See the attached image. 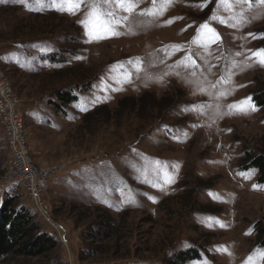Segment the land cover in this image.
<instances>
[{
	"label": "rangeland",
	"instance_id": "obj_1",
	"mask_svg": "<svg viewBox=\"0 0 264 264\" xmlns=\"http://www.w3.org/2000/svg\"><path fill=\"white\" fill-rule=\"evenodd\" d=\"M204 2L157 0L154 9L138 0L127 13L119 0H83L75 11L64 0H0V70L20 99L30 160L42 172L60 168L39 203L17 184L0 190L37 213L56 249L0 264H167L191 244L200 256L186 264H264V183L257 167L244 168L264 155V105L253 99L264 94L253 55L264 49V4ZM93 7L115 14L118 35H89L81 21ZM205 22L219 34L206 47L193 43ZM71 90L78 99L62 104L58 94ZM145 93L162 107L115 111ZM246 98L255 111L229 107ZM102 105L111 121H83ZM2 132L0 121V182L13 164ZM104 210L111 235L94 221Z\"/></svg>",
	"mask_w": 264,
	"mask_h": 264
},
{
	"label": "trees",
	"instance_id": "obj_2",
	"mask_svg": "<svg viewBox=\"0 0 264 264\" xmlns=\"http://www.w3.org/2000/svg\"><path fill=\"white\" fill-rule=\"evenodd\" d=\"M78 89L83 90L84 88L81 86V88ZM72 90L70 92L58 94V99L62 101V104H70L78 99ZM261 96V99L255 95L253 96V99L257 101L260 106L264 105V94ZM161 104L162 102L157 101L153 94L145 93L139 98L126 97L121 99L118 109L115 111H120V113L123 111L138 112L142 115L150 108L152 110H159V108L162 107ZM103 115H107V122L113 119L108 107L102 105L84 115L83 121L89 123L94 119L101 120L104 117ZM246 154L248 153L246 152ZM251 166L258 168L260 172L258 180L260 183H264V155L249 156L247 163L244 164V168H249ZM186 193L189 198L193 190L187 191ZM18 198V196L11 194H6L3 198L0 196V261H5L11 257L50 258L57 247L58 240L53 234L43 229L42 222L33 209L18 203ZM94 221L100 229L105 228L107 235H111V232L117 229L114 218L110 216L106 210L103 212L99 211L94 217ZM260 231L262 233L260 244L264 246V228L261 227ZM100 233L105 234V232ZM104 237L106 239L108 236ZM199 256L197 245L191 244L190 247L175 251L170 256L166 257L165 262L167 264H186L191 261V258Z\"/></svg>",
	"mask_w": 264,
	"mask_h": 264
},
{
	"label": "built area",
	"instance_id": "obj_3",
	"mask_svg": "<svg viewBox=\"0 0 264 264\" xmlns=\"http://www.w3.org/2000/svg\"><path fill=\"white\" fill-rule=\"evenodd\" d=\"M19 104L20 99L12 92L10 82L0 70V121L3 126L1 138L12 155L13 163L10 176L0 182V190L17 184L39 203L42 201V193L48 188L49 180L60 168L42 172L30 160L24 118L17 109Z\"/></svg>",
	"mask_w": 264,
	"mask_h": 264
},
{
	"label": "snow or ice",
	"instance_id": "obj_4",
	"mask_svg": "<svg viewBox=\"0 0 264 264\" xmlns=\"http://www.w3.org/2000/svg\"><path fill=\"white\" fill-rule=\"evenodd\" d=\"M21 2H25V0H21ZM39 2V0H38ZM64 2L67 4V10L68 11H75L77 8L80 7L81 3L83 2V0H64ZM172 2V0H164L165 5L170 4ZM210 2V0H205L204 2V6L207 5V3ZM218 3L221 4H229V6L231 7L233 0H217ZM157 0H153V7L155 9ZM234 3L236 4H243V3H251V0H234ZM260 4H264V0H259ZM119 6L124 8V10L127 13H133V11L136 9V7L138 6V0H119ZM164 9L161 8L159 11L162 12ZM151 15V16H155L158 14V11L156 10H143L141 11L140 15ZM109 17H111L112 19H108L105 18L101 12L93 7V9L91 10V12L89 13V18L86 19L85 21H81V23H84L85 26L88 28L89 30V35H92L94 38L96 39H100L103 38L100 33H111L112 35H118L119 33L116 32L113 27H112V20H115V14L114 13H109L108 14ZM128 17H122V20H127ZM213 20L218 19V17L213 16L212 17ZM121 21H116V23H120ZM171 22V21H169ZM220 22H225L223 20H220ZM200 34L194 38L193 43L194 44H198V45H202V46H207L210 43H215L219 40V34L216 32V30L211 27V25L208 22H205L204 24L200 25V29H199ZM175 47L177 50H179L182 46L181 45H175L173 46ZM254 56H256L258 58V62L261 64H264V49H258L257 51H255L253 53ZM186 62H187V66H195V60L192 58L191 55H188L186 57ZM138 70H139V65H138ZM125 78H126V82H130V73H125L124 74ZM222 81L224 83H227L228 81L223 80ZM226 93H221V95H225ZM229 107L231 108H236L240 111H246V110H252L255 111V105L251 104L250 98H246L244 101H241L239 104H233V105H229ZM262 258H264V254H262ZM204 264H209V262L204 261ZM248 264H252V258L249 257V262Z\"/></svg>",
	"mask_w": 264,
	"mask_h": 264
}]
</instances>
